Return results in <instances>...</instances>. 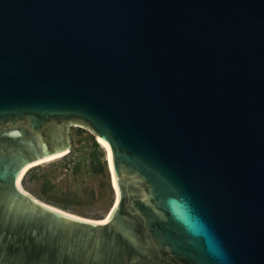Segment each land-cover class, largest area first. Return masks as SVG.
<instances>
[{
	"label": "water",
	"instance_id": "obj_1",
	"mask_svg": "<svg viewBox=\"0 0 264 264\" xmlns=\"http://www.w3.org/2000/svg\"><path fill=\"white\" fill-rule=\"evenodd\" d=\"M71 125L106 223L17 186ZM0 264H264V0H0Z\"/></svg>",
	"mask_w": 264,
	"mask_h": 264
},
{
	"label": "rangeland",
	"instance_id": "obj_2",
	"mask_svg": "<svg viewBox=\"0 0 264 264\" xmlns=\"http://www.w3.org/2000/svg\"><path fill=\"white\" fill-rule=\"evenodd\" d=\"M68 143L69 154L28 170L20 185L46 204L102 220L116 202L106 154L85 127L69 126Z\"/></svg>",
	"mask_w": 264,
	"mask_h": 264
},
{
	"label": "bare ground",
	"instance_id": "obj_3",
	"mask_svg": "<svg viewBox=\"0 0 264 264\" xmlns=\"http://www.w3.org/2000/svg\"><path fill=\"white\" fill-rule=\"evenodd\" d=\"M96 142L98 143V145L104 150L105 154H106V158H107V165H109V171L111 173V176H112V179H111V182L113 183V186H114V190H115V195H116V202L113 203V206L111 207V209L109 210V212L105 215V217L102 219V220H95V221H98L100 223H105V221H108L109 218H110V215L112 213V211L115 209L116 205H117V201H118V197H117V190H116V184H115V180H114V176H113V173H112V166H111V155H110V150H109V147L106 143L100 141L97 136H96ZM68 152V151H67ZM67 152H64L63 154H59L57 156H53V157H50V158H47L45 160H42V161H39L35 164H32L28 167H26L20 174V176L18 177L17 179V186L18 188L23 191L24 193H27L20 185L21 183V180L23 178V176L25 175V173L28 171V169L36 166V165H41V164H44V163H48V162H51V161H54V160H57V159H60L62 157H64V155L67 154ZM29 194V193H28ZM56 208V207H55Z\"/></svg>",
	"mask_w": 264,
	"mask_h": 264
},
{
	"label": "flooded vegetation",
	"instance_id": "obj_4",
	"mask_svg": "<svg viewBox=\"0 0 264 264\" xmlns=\"http://www.w3.org/2000/svg\"><path fill=\"white\" fill-rule=\"evenodd\" d=\"M70 151H68L67 153H69Z\"/></svg>",
	"mask_w": 264,
	"mask_h": 264
},
{
	"label": "snow or ice",
	"instance_id": "obj_5",
	"mask_svg": "<svg viewBox=\"0 0 264 264\" xmlns=\"http://www.w3.org/2000/svg\"><path fill=\"white\" fill-rule=\"evenodd\" d=\"M107 221H105V223H106Z\"/></svg>",
	"mask_w": 264,
	"mask_h": 264
}]
</instances>
